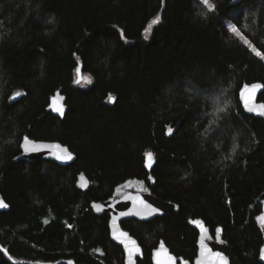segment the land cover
<instances>
[{
  "label": "trees",
  "instance_id": "1",
  "mask_svg": "<svg viewBox=\"0 0 264 264\" xmlns=\"http://www.w3.org/2000/svg\"><path fill=\"white\" fill-rule=\"evenodd\" d=\"M210 3L0 0V199L10 206L0 212V264H125L92 204L135 178L180 207L122 224L144 250L140 264H152L161 241L193 263L194 219L213 235L221 227L242 264H264V117L247 115L239 96L264 85V0ZM59 91L64 119L49 112ZM17 92L26 96L13 102ZM25 136L77 159L16 162Z\"/></svg>",
  "mask_w": 264,
  "mask_h": 264
},
{
  "label": "water",
  "instance_id": "2",
  "mask_svg": "<svg viewBox=\"0 0 264 264\" xmlns=\"http://www.w3.org/2000/svg\"><path fill=\"white\" fill-rule=\"evenodd\" d=\"M78 83L83 82V70L82 66H79L78 73ZM254 84H259L261 87L254 92L250 91L251 86ZM245 84L240 91V102L242 104L243 110L249 116H254L257 118H263L264 109L260 106L264 105L261 102L260 96L264 92V85L262 83ZM26 96V93H20V95H14L12 97L13 102H18ZM57 108L62 109V114L56 111ZM252 111H249V109ZM49 112L60 119H64L68 112L67 98L62 94V91L56 93V95L51 99L49 106ZM25 138H27L31 144L25 145ZM59 145V148L55 146ZM29 149L34 150H27ZM66 150V151H65ZM71 154V159H67L66 156ZM60 156L62 158L58 159ZM76 155L65 145L59 142H44L35 141L29 137H24L21 144V155L16 158V162H37V161H52L60 166L67 167L76 161ZM155 166L154 159L151 162V167L148 166V161L146 159L145 168L148 172H151ZM79 186L82 190L88 188V184H83V179L80 178ZM3 200V199H0ZM4 201V200H3ZM7 207H0V212H8L10 206L4 201ZM155 209V211H153ZM93 213L96 216L107 215L109 217V230L112 242L120 247L125 255V264H140L144 261V250L140 245L139 241L131 235L128 231L124 230L122 224L127 221H139V222H151L158 218H163L172 213H177L180 210L179 205L171 201H163L155 196L146 180L143 179H129L126 182L118 185L113 192L110 199L104 202H95L92 204ZM264 217V206L263 212L259 216ZM258 218V221L264 226V221ZM199 221V225L196 223ZM202 225V227H201ZM190 226L198 232L197 241V257L193 263L185 260L182 257H177L172 253L170 248L166 245L164 241H161L158 247L152 252V264H157V261H164L166 255H170L174 258V264H200L201 261L204 264H219V261L212 255L213 253L220 252L228 260V264H242L236 257L233 248L225 240L224 232L221 227L219 237H217L216 232L213 235L210 227L207 226L204 220L194 219L190 222ZM206 229V231L204 230ZM126 234V235H122ZM201 237H203L204 244L201 245ZM129 249H138L134 251L131 255ZM207 250V251H206ZM262 250L260 252V258L262 255ZM4 251L8 254L7 250ZM9 255V254H8ZM264 262V259L261 258ZM15 263H20L14 261ZM63 262H58L54 264H62ZM53 264V263H48Z\"/></svg>",
  "mask_w": 264,
  "mask_h": 264
},
{
  "label": "snow or ice",
  "instance_id": "3",
  "mask_svg": "<svg viewBox=\"0 0 264 264\" xmlns=\"http://www.w3.org/2000/svg\"><path fill=\"white\" fill-rule=\"evenodd\" d=\"M201 2H202L206 7H208L209 10H212L213 7H214V6L210 3V0H201ZM159 19H160L159 16H157L155 19L152 20L151 24L154 25V24L158 23V22H159ZM150 27H151V25H149V28L145 29V32H148L149 29H150ZM231 30H232L236 35H238V36L241 35V34L239 33V31L235 28V26H232V27H231ZM146 38H147V37H146ZM242 38H243V37H242ZM245 42L247 43V41H245ZM253 51H256V50L253 49ZM256 54H257L258 56H261V53L258 52V51L256 52ZM261 58H264V56H262ZM77 72L79 73V69H77ZM77 82H79V80H78ZM260 87H261V85H259V84H254V85L251 86L250 91L254 92L255 90L259 89ZM15 95L18 96V95H20V93L17 92ZM108 100L111 101V102H114L115 98L112 97L111 95H109ZM260 107H261L262 109H264V105H261ZM56 111H59V112H61V114H62V109H61V108H57ZM249 111H252V109L250 108ZM261 114H264V112H262ZM169 131H171V130H169ZM29 144H31V142H30L27 138H25V145L27 146V145H29ZM55 147H56V148H59L60 146H59V145H56ZM27 150H34V149H29V148L26 147V151H27ZM65 151H66V150H65ZM145 157H146V159H147V161H148V166L151 167V162H152V160H153V155H152V153H151V152H147V153H145ZM57 158L60 159V158H62V157L58 156ZM66 158H67V159H71V158H72V157H71V154L69 153V154L66 156ZM81 179H83V177H81ZM0 207H7V205L4 203L3 200H0ZM153 211H155V209H153ZM259 219H261L262 221H264V217H260ZM196 223L199 225L200 222H199V221H196ZM201 227H202V225H201ZM204 230L206 231V229H204ZM219 234H220V229H216V235H217V237H219ZM122 235H126V234H123V233H122ZM203 244H204V240H203V237H201V245H202V247H203ZM134 251H138V249H129L130 255H131ZM206 251H207V250H206ZM212 255H213V256L219 261V264H228V260H227V258H226L222 253H220V252H216V253H213ZM261 258L264 259V250H262ZM157 264H174V258H173L172 256H170V255H166L164 261H160V260H158V261H157ZM200 264H204V262L201 261Z\"/></svg>",
  "mask_w": 264,
  "mask_h": 264
},
{
  "label": "flooded vegetation",
  "instance_id": "4",
  "mask_svg": "<svg viewBox=\"0 0 264 264\" xmlns=\"http://www.w3.org/2000/svg\"><path fill=\"white\" fill-rule=\"evenodd\" d=\"M83 184H84V182H83ZM82 189V188H81ZM174 254V253H173ZM178 257V256H177ZM183 258V257H182ZM186 260V259H185ZM194 262V261H193ZM192 263V262H191Z\"/></svg>",
  "mask_w": 264,
  "mask_h": 264
}]
</instances>
